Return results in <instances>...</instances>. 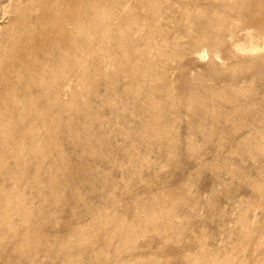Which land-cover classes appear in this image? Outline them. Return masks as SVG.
I'll use <instances>...</instances> for the list:
<instances>
[{"label":"rangeland","instance_id":"obj_1","mask_svg":"<svg viewBox=\"0 0 264 264\" xmlns=\"http://www.w3.org/2000/svg\"><path fill=\"white\" fill-rule=\"evenodd\" d=\"M0 264H264V0H0Z\"/></svg>","mask_w":264,"mask_h":264}]
</instances>
